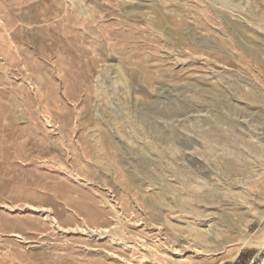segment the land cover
<instances>
[{
  "label": "rangeland",
  "instance_id": "obj_1",
  "mask_svg": "<svg viewBox=\"0 0 264 264\" xmlns=\"http://www.w3.org/2000/svg\"><path fill=\"white\" fill-rule=\"evenodd\" d=\"M214 194L264 231V0H0V264H185Z\"/></svg>",
  "mask_w": 264,
  "mask_h": 264
},
{
  "label": "bare ground",
  "instance_id": "obj_2",
  "mask_svg": "<svg viewBox=\"0 0 264 264\" xmlns=\"http://www.w3.org/2000/svg\"><path fill=\"white\" fill-rule=\"evenodd\" d=\"M132 9V8H131ZM241 28L240 26H236V29L239 30ZM133 70V69H131ZM124 73H128V70L126 68H123L122 70ZM107 72V71H106ZM101 73V72H100ZM104 74V73H103ZM109 74V73H108ZM100 75V74H99ZM114 79V78H113ZM114 80L113 83L120 82L121 79ZM151 75H148L145 77V81L150 84L151 83ZM113 85V84H112ZM156 199L158 201H162V194H156ZM213 201H206V207H204V210L199 207L198 204L192 202H186L183 203V207L180 210L176 211H182L187 212L186 215L183 214H175L176 218H178L179 222H185L186 225H181L180 223H174L171 220V216H167V219L169 218L168 224L172 227L171 231L169 228L167 229V232H163V225L160 221L155 224V228L157 229V236L162 237L165 239L167 244H170L174 250L175 253H179V256H181V259L179 260L182 263L190 262L191 261V255L185 256L183 254L185 251H191L197 254H206L210 255L211 257H214V260L216 259L215 264H224L227 260H234L239 255L241 249L246 246L247 244H254L264 245V231L262 229L258 230L257 232L253 233L251 236L244 237V231L238 230L236 231L234 228V222L231 216L224 215L228 217V220L225 221V228H217L218 222H211L212 219H214V214L216 212L214 211H208V205L211 203H215L219 200V197L217 195H213ZM177 206V204H175ZM160 206L155 204V209L157 210L155 220L161 219L160 214L158 213L160 210ZM48 209V208H47ZM186 219L185 221L182 219ZM54 223V222H53ZM224 225H222L223 227ZM113 227V226H112ZM113 228H116L114 226ZM264 228V227H263ZM234 229V230H232ZM96 230L100 231H108L111 230V228H97ZM125 234V232H123ZM126 235V234H125ZM144 249L150 250L152 253V250L154 249L151 244H149L146 240L145 243H143ZM231 246V249L229 247ZM156 249V248H155ZM229 249V250H228ZM157 251V250H156ZM226 252H230L227 253ZM157 253V252H156ZM226 255H225V254ZM224 254L222 256H218ZM145 256H142V259H144ZM145 261V260H144ZM193 264H205L201 262H194ZM254 264H264V256H261L258 261H256Z\"/></svg>",
  "mask_w": 264,
  "mask_h": 264
},
{
  "label": "trees",
  "instance_id": "obj_3",
  "mask_svg": "<svg viewBox=\"0 0 264 264\" xmlns=\"http://www.w3.org/2000/svg\"><path fill=\"white\" fill-rule=\"evenodd\" d=\"M247 253H248L247 251H242L238 260H236L234 263H225V264H247V261H246V254Z\"/></svg>",
  "mask_w": 264,
  "mask_h": 264
}]
</instances>
